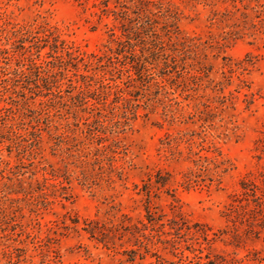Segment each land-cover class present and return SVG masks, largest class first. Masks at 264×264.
Masks as SVG:
<instances>
[{"label": "rangeland", "instance_id": "1", "mask_svg": "<svg viewBox=\"0 0 264 264\" xmlns=\"http://www.w3.org/2000/svg\"><path fill=\"white\" fill-rule=\"evenodd\" d=\"M0 264H264V0H0Z\"/></svg>", "mask_w": 264, "mask_h": 264}]
</instances>
